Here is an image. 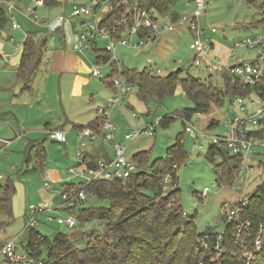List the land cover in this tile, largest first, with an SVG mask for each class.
Returning a JSON list of instances; mask_svg holds the SVG:
<instances>
[{
  "label": "rangeland",
  "instance_id": "obj_1",
  "mask_svg": "<svg viewBox=\"0 0 264 264\" xmlns=\"http://www.w3.org/2000/svg\"><path fill=\"white\" fill-rule=\"evenodd\" d=\"M0 1L7 12L9 6L13 5L14 20L21 26L19 29H14L13 20L9 18L5 27L0 29V185L10 183L14 188L10 201L11 210L0 209V245L4 241L16 238L18 248L24 251L30 229L26 227V224L34 216L29 207L40 206L45 202H53L57 207L63 202L61 195L63 187L59 182L52 181L48 177L49 169L58 171L65 178L62 182L82 185L87 181L85 176L77 174L82 172L80 158L77 156L78 135L76 140H68L65 144L43 139L46 153L45 159L40 160L39 154H43L44 150L42 145L38 144L40 139L33 137L39 135L40 131L34 135H28L27 130L29 128L41 130L46 127V123L56 125L60 120L65 119V114L72 121H78L87 126L90 120L99 117V107L108 108L110 119L116 125V140L126 147L125 156L128 159H134L138 151L146 150L151 164L154 159L166 156L168 147L181 135L188 155L187 160L178 169L179 197L184 215L195 221L198 232H222L226 224V217L222 213L223 205L235 202L238 196L249 197L264 181V154L250 156L249 163L255 168L250 173V178L246 180L243 190L239 186L243 185L245 175H240V181L233 180L234 183L231 185L219 183L216 166L221 159L216 158L214 162H211L206 158L212 138L226 134L225 124L229 125L232 116L241 115L240 105L236 102L231 103V96H227L221 106L212 103L207 112L194 114L189 124L194 126L196 132L201 129L208 133V136L198 140L193 133L185 130L188 122L184 123L182 118L177 116L178 112L185 107L194 105L181 84L173 95L165 97L162 101L156 97L148 102L141 100L137 95V88L134 95L123 97L111 104L118 94L117 88L110 83L111 79L110 82H104L102 77L93 76L92 70L95 65L104 75H108L114 65L113 63H96L94 49L85 50L89 58V68L83 73L87 80L83 94L73 96L70 82L64 80L63 95L60 98L59 95L62 93H59L58 80L55 79H49L43 91L44 79L48 77L45 74L49 73L47 65L41 67L40 74H45L39 75L40 80L37 79L33 84L35 89L20 92L13 64L19 63L21 59L22 43L26 34L29 31L46 32L49 49L62 48L65 43L69 47L73 46L68 36L61 37L53 25L59 15H66L73 24H77L74 35L71 28L65 27L67 29L65 33L74 38L81 30V18L72 16L73 8L76 4L89 3V0H61L54 6L43 3L37 5L33 0ZM184 2L185 0H176L170 5L167 14L171 16L178 12L183 15V13L190 14L194 11L196 8L194 2L192 7L185 9ZM110 8L112 6L108 11L111 10ZM190 8L191 12L188 13ZM158 17L161 27L172 23L171 18H166L165 14H159ZM262 19L258 6L249 0H207L206 10L199 17V24L205 31V36L202 35V38L206 37L214 44L213 54L223 62L233 65L240 60L247 61L256 57L257 49L236 47L235 42L262 31ZM212 28L216 31L212 32ZM191 39L190 31L178 26L173 31H166L154 44L141 50L118 45L115 54L119 66L116 65L119 69L127 67L142 71L147 64V58L151 57L154 60L152 66L160 67L162 76L181 68L183 77L189 74L203 82H210L218 88H223L225 77L221 70H209L203 57L199 58L201 64L192 63L197 53L190 48ZM98 44L99 48H105L106 41L100 39ZM232 49H235L234 58L229 57ZM251 100L255 104H252ZM245 102H248L249 111H255L260 104L256 95H251L245 99ZM148 111L151 113L150 116L147 115ZM171 113L176 114L177 117L170 119L166 125L161 124L154 134L140 133L132 139L125 138L127 133L142 129L155 117H163ZM213 120L218 123L211 126ZM66 126L70 131L73 129V124L69 121ZM38 137L43 138L44 135L41 134ZM35 142L38 143L34 144ZM91 146L83 150L90 149ZM103 146L114 157L112 146L109 143H104ZM252 152L264 153V150L253 147ZM71 167L75 168L74 173L69 171ZM46 181L50 182L51 188L46 187ZM206 187L209 188V192L203 196L202 192ZM173 189L172 182L164 180L163 193L168 195ZM174 199L172 197L171 201ZM91 206L108 207L110 203L108 199L91 195V192L87 191L85 201L78 203L72 209H66L69 207L67 205L66 208L56 210L55 214H52L57 216L58 213H71L77 218L76 226L70 228L56 221H48L43 213H38V224L35 227L50 237L58 232L73 233L75 247L82 250L89 241L90 232L94 229L101 230L106 225L105 221L96 218L87 224L78 219L79 210ZM201 243L205 251L210 250L211 238H204ZM217 247L220 249V246Z\"/></svg>",
  "mask_w": 264,
  "mask_h": 264
},
{
  "label": "trees",
  "instance_id": "obj_2",
  "mask_svg": "<svg viewBox=\"0 0 264 264\" xmlns=\"http://www.w3.org/2000/svg\"><path fill=\"white\" fill-rule=\"evenodd\" d=\"M41 1L47 6L60 3L59 0ZM119 1L111 0L112 8L104 14L103 24L110 25L119 18ZM138 1L142 7L159 15L167 14L170 5L176 0ZM249 1L255 3L258 0ZM177 19L173 18L174 21ZM8 21L9 15L0 1V29L4 28ZM58 32L61 34L63 30L58 29ZM47 44L46 32L29 31L26 34L16 72L17 82L22 86L21 92L33 90L34 79L40 69ZM95 54L96 63H113L111 72L102 77L104 82H110L120 72L117 66L119 63L113 60L104 48H97ZM121 72L130 82L138 84L137 95L145 102L153 97L162 101L165 97L173 95L181 84L194 102L192 107H185L177 114L184 123L185 120H191L194 114L207 112L212 103L221 106L227 96L232 99L237 95L248 96L252 92L248 84L225 75L223 88L203 82L189 74L183 77L181 68L165 76L146 69L140 71L127 67L122 68ZM110 83L113 85V81ZM256 89H260V93L264 95V79ZM177 116L173 113L163 116L161 124L166 125L170 119ZM217 123L213 120L210 125ZM83 126L85 125L78 128ZM87 126L93 124L89 123ZM42 149L44 158L45 149ZM218 153L227 156L223 147L210 145L206 158L214 162ZM187 157V150L179 135L168 147L167 155L154 159L151 164L149 153L146 150L138 151L133 160L138 164L139 170L125 180H93L82 185L61 183L63 188L79 187L100 198L108 199V207H84L78 212L81 222L88 223L96 218L105 221V227L92 230L86 247L79 250L75 247L73 233L58 232L50 237L31 226L28 227L30 229L25 250L30 255L43 257L48 264H264V181L249 196L248 203L241 207L242 220L250 221L247 228L239 234L237 224L226 222L222 232H206L211 238V248L205 251L200 248L199 241V237L205 233L198 232L195 221L184 215L179 197L178 169ZM85 158L88 163L95 162L87 156ZM233 162L236 163V160L233 159ZM222 165L224 173L219 176V183L231 185L235 171L227 161ZM167 176H170L174 189L165 195L163 188ZM13 189L10 183L0 185V209L11 210ZM172 197L175 198L173 201ZM76 205L66 209H72ZM261 228L262 245L257 248L255 240ZM238 234L240 240L235 239ZM217 246H220V249ZM245 249L254 254L252 260L248 261L244 255Z\"/></svg>",
  "mask_w": 264,
  "mask_h": 264
},
{
  "label": "built area",
  "instance_id": "obj_3",
  "mask_svg": "<svg viewBox=\"0 0 264 264\" xmlns=\"http://www.w3.org/2000/svg\"><path fill=\"white\" fill-rule=\"evenodd\" d=\"M39 5L41 0H33ZM196 8L190 14H183L172 23H167L160 26L158 15L151 9L142 7L138 0H120V16L110 25L102 23L104 14L108 12L111 6V0H89V3L76 4L72 11L73 17L81 18V30L73 38V48L77 51L82 50H96L99 48V40L106 41L105 51L110 53L113 60H116V47L123 45L132 48L144 49L154 44L157 39L165 34L166 31H173L176 27L187 25L188 30L192 35L190 48L197 54L192 61L194 64H201L200 57L205 59V64L209 70H221L223 75L231 77L233 80H240L248 84L252 88V92L248 96L237 95L231 99V103H238L240 105L241 115H234L230 118V123L225 124L227 133L224 135H217L212 138L213 146L223 147L227 151V156H222L220 153L215 155L220 158L221 162L217 163L216 172L218 176L223 175L222 163L228 162L233 172L234 182L240 181V175H245L243 185L239 188H245V182L250 178V173L254 170V165L249 163L252 154H264L260 152H252L253 147H260L264 150V95L260 93V89L256 86L264 79V0H258L254 4L258 6L262 14L263 30L254 34L253 36L243 38L235 42L236 47H248L250 49H257V55L251 60H240L236 64L229 65L223 62L218 56L213 54L214 44L205 36L204 29L200 28L199 17L204 13L207 7V0H194ZM13 5L9 6L8 15L12 21V27L19 29L21 26L14 19L12 13ZM34 11V10H33ZM35 12V11H34ZM166 18L169 19L167 14ZM37 16V14H36ZM77 24H73L71 19L66 15H59L53 28L63 29L65 27L71 28L73 35ZM216 29L212 28V32ZM76 33V32H75ZM229 57H235V49L229 53ZM118 63L119 61L116 60ZM154 60L151 57L147 58L145 69L151 73L161 75L162 69L160 67L154 68L152 64ZM96 64V63H95ZM119 66V65H118ZM120 72L113 78V85L117 88L118 94L111 104L122 99L123 97L132 96L136 93L138 84L130 82L128 78ZM93 76L104 77V73L94 65L92 70ZM251 95H256L259 98L260 104L257 105L255 111H249L247 108L248 99ZM252 104H255L251 100ZM99 119L98 124L93 126H83L78 128V142L79 149L77 156L80 158L82 166L81 174L87 178L86 184L93 180H116L127 179L133 173L139 170L138 164L133 159H128L125 156V146L116 140L115 132L116 125L110 119L108 108H98ZM200 113H197L199 115ZM190 120H185L188 124L185 127L187 132L193 133L199 140L200 138L208 136V133L199 129L198 132ZM162 123V117H155L149 124L145 125L140 130H133L126 134V139H132L135 135L140 133L154 134L157 128ZM49 135L56 141L66 142L67 136L65 131L60 129H51ZM97 143H109L114 150V157L104 160L98 159L94 163H88L85 158L84 150L89 145H96ZM236 163L233 162V159ZM69 171L74 173V168H69ZM165 182L170 180V176L165 177ZM233 182V183H234ZM218 184V181H216ZM47 188H51L49 181L45 182ZM209 188L206 187L202 195L206 196ZM63 202L59 206H55L53 202H45L40 206L31 205L29 210L34 214L33 218L29 219L26 227L37 226L38 213H43L48 221H56L58 224L67 225L73 228L77 224V218L71 213H58L57 216L54 211L78 204L87 199V191L79 187L63 188L61 191ZM91 195H94L91 192ZM249 197L238 196L233 203H225L222 207V213L226 217L227 223L237 224V232L240 234L243 229H246L250 224L249 220H242L241 207L248 203ZM84 224H87L85 222ZM261 228L259 236L255 240L257 248L261 247L262 239ZM239 234L236 240L239 239ZM209 238V234L205 233L199 237L200 248H203L201 240ZM244 255L248 261L254 258V254L245 249ZM0 264H48L43 257H36L30 255L26 250H20L17 245V240H7L0 245Z\"/></svg>",
  "mask_w": 264,
  "mask_h": 264
},
{
  "label": "crops",
  "instance_id": "obj_4",
  "mask_svg": "<svg viewBox=\"0 0 264 264\" xmlns=\"http://www.w3.org/2000/svg\"><path fill=\"white\" fill-rule=\"evenodd\" d=\"M61 1V0H59ZM193 1L194 0H185V2L183 3V7L184 9L186 7H192L193 6ZM191 12V8L188 9V13ZM184 14V13H183ZM186 14V13H185ZM168 15V14H167ZM182 14L176 12L173 13L171 16H169L171 18V20H173L174 17L179 18ZM174 21V20H173ZM181 29L187 28V25H182L179 26ZM63 33H61V37L63 38H67L68 36V40L69 42L73 43V38L70 37L69 34H66L65 31L67 30L66 28H63ZM167 39V37H166ZM85 50L82 51H77L73 48V46H68L67 43H65V45L62 48H55V49H49L48 44L46 47V50L44 52V56L40 65V69L41 67H43L44 65H47L49 73L45 74V73H41L40 74V69L37 72L35 79H34V83L36 82V80H40L39 79V75L43 76L44 74L47 75L48 77H46L44 80V88L43 91L45 89V84L49 79H55L58 80V88H59V93H62L60 96V98H62L63 95V91H62V84L63 81L66 80L68 82H70L71 84V94L74 95H81L84 92V88L85 86H87V80L84 77V72L86 71L87 68H89V58L86 55V51ZM156 51H158L156 49ZM18 62H15L13 64L14 67V73L16 74L17 72V67H18ZM179 69V68H178ZM177 70V69H176ZM175 71V70H174ZM83 74V75H82ZM67 76V77H65ZM21 85H18L19 91L21 92ZM35 89V88H33ZM42 91V93H43ZM17 94H15L16 96ZM150 112H147V115L150 116ZM65 119L60 120L58 122V124L53 125L52 123L47 124L46 123V127L42 128L41 130L39 129H34V128H29L27 131L28 135H34L35 133H39L43 134L44 137H38L39 135H34L33 137H35V139H40L39 143L35 142L34 144L38 143L41 144L44 149V145H43V139L45 141V139H50L53 142H57V143H61V144H65L68 142V140L73 141L77 139V133H78V127L81 125H84L78 121H72L71 118H68V116H66V114L64 115ZM67 121L71 122L73 124V129L70 131L69 127L66 126ZM92 123L93 125H97L98 124V120L97 117L94 120H90L88 122ZM51 129H60L65 131L66 136H67V140L66 142H59L54 140L53 138L50 137L49 135V131ZM26 133V134H27ZM38 137V138H36ZM184 142V141H183ZM46 153V152H45ZM84 154L85 156H87L88 159H92V160H98V159H110L112 158V156L108 153V151L104 148L103 144L97 143L96 145H93L90 147V149L84 150ZM40 156V160L45 159L42 157V154H39ZM73 168V167H71ZM75 169V168H74ZM48 177L51 178L52 181H57L60 184L61 183H65L62 182L63 179H65L64 177H62V175L55 170H48Z\"/></svg>",
  "mask_w": 264,
  "mask_h": 264
}]
</instances>
